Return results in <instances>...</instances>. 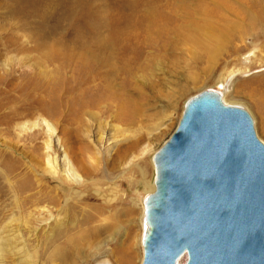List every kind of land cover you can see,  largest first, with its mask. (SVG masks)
<instances>
[{"label": "rangeland", "instance_id": "374dc122", "mask_svg": "<svg viewBox=\"0 0 264 264\" xmlns=\"http://www.w3.org/2000/svg\"><path fill=\"white\" fill-rule=\"evenodd\" d=\"M24 1L0 0V264H58L55 247L94 211L118 213V228L80 264H141L153 156L188 100L219 91L264 144V0H48L45 16ZM38 192L40 206L25 201Z\"/></svg>", "mask_w": 264, "mask_h": 264}, {"label": "water", "instance_id": "95a60500", "mask_svg": "<svg viewBox=\"0 0 264 264\" xmlns=\"http://www.w3.org/2000/svg\"><path fill=\"white\" fill-rule=\"evenodd\" d=\"M152 161L141 264H264V144L244 109L201 92Z\"/></svg>", "mask_w": 264, "mask_h": 264}, {"label": "bare ground", "instance_id": "6f19581e", "mask_svg": "<svg viewBox=\"0 0 264 264\" xmlns=\"http://www.w3.org/2000/svg\"><path fill=\"white\" fill-rule=\"evenodd\" d=\"M24 3L35 7L37 10L41 9L43 16L46 15V13H47V11H48V9L50 7V4L48 3V0H25ZM128 23H133V21L131 20ZM136 24H138V23H136ZM136 24H134L132 26V30L137 26ZM147 33L149 35V32H147ZM130 38L131 37H128V36H122L121 39H113L111 41V43L105 47V49H107V47H110L108 49V51L109 50H113V52H114V50H118L119 51L120 48L122 49V43L125 42L126 39L128 40ZM41 39L45 40L44 45H46L48 48L51 47V45H52V44L50 45L51 36H43V37H41ZM106 60H108V59H106ZM95 61H96L95 55L91 54V56L88 58L87 63H86V64H89V65L91 63V66L87 65L88 67L86 66V71H84V75H87L84 80L86 82H88V83L93 82V81L96 80V78H98L97 77V73L94 74V72H93V66H96V65H94ZM60 90H61V87H56L53 90H51L50 92L60 91ZM217 92H219V91H217ZM37 101L39 102V100H37ZM28 103H30V102H28ZM25 105H26V103H25ZM35 110H38L36 105H34V107H31L28 110V112H29V114H31ZM37 112L38 111H36L35 113H37ZM39 125H41V124L33 125V126H31V128L35 127V126H39ZM48 127H50L49 124H48ZM138 146H139L138 142L137 143H133L131 145V147L134 148V149L137 148ZM78 160L79 159H76L75 161H71V164L77 170H78ZM92 160L94 162H97V160L94 159V158H92ZM48 165H49V163L47 164V166ZM48 171L49 172H53L52 169H49ZM83 172L86 173V170H84ZM62 185L70 187V185H66L65 183H63ZM153 190H154V188H152V191L150 193H152ZM44 194L46 196L50 197L51 201L53 202L52 205H54L55 207L61 206V202L58 199V196L59 195L61 196V194H58L57 196H53L52 195V191L44 192ZM44 194H41V193L38 192L36 194V196H37L36 200H30L29 198H26L25 201L32 202L33 205L40 206L43 203L42 197L44 196ZM19 195H21L20 192H19ZM145 198H144V200H145ZM74 207H78V205H74ZM22 208H23V206H22ZM69 209H70V207H67V208L66 207H61V210L68 211ZM23 210H24V208H23ZM48 210L51 213H53L55 211V208H49ZM82 215H83L84 219H83L82 223L80 224V226H76V227H73L72 229L68 230L66 235L64 236V238L61 240L60 244L55 247V250L53 252V255H54L53 256V261H56L58 264H80V262H79V259H81L80 258L81 250L80 249H81L82 246H84V245H95V244L98 245L100 243H103L102 240H105V239H103V237L105 238L108 235L111 236V234H113L114 230L116 228H118V213H110V214H108V216H103V213L94 211V212H83ZM100 217H104V219L100 220ZM143 227H144V224H143ZM1 245L2 244L0 243V252L2 250Z\"/></svg>", "mask_w": 264, "mask_h": 264}]
</instances>
